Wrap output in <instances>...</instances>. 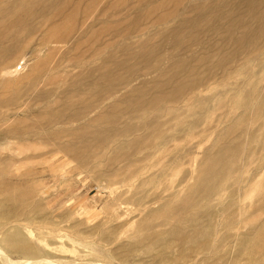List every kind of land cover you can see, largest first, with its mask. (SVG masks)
Returning a JSON list of instances; mask_svg holds the SVG:
<instances>
[{
    "label": "rangeland",
    "instance_id": "rangeland-1",
    "mask_svg": "<svg viewBox=\"0 0 264 264\" xmlns=\"http://www.w3.org/2000/svg\"><path fill=\"white\" fill-rule=\"evenodd\" d=\"M24 2L0 0V21L2 12L12 17L8 23L19 17L23 20L25 15L31 16L25 28L30 30L28 35L19 37L22 43L16 44L20 40L16 39L17 36L15 41L13 39L17 33L15 26L7 24L6 32L9 31L11 36L3 42L7 46L8 41H12L8 45H19L20 49H14L17 54L14 51L2 57L5 65L0 66V72L7 66L14 69L12 76L0 79L2 100L6 82L11 86L10 91L16 93L25 86L19 83L20 80L30 76L34 78L35 73H39L40 79L58 78V84L53 85L56 88L50 86L48 89L59 86L58 89L64 87L66 90L80 72L75 69L76 64L89 63L86 64L89 69L94 68L93 63L102 67L103 60H108L114 53L119 61L124 60L128 53L134 55L130 65L136 72L132 82L134 87L144 79L150 81L162 77L161 71L166 74L162 80H169L178 62L190 64L183 72L186 78H193H178L168 89L188 82L195 83L197 87L193 91V86L186 89L188 96L185 100L163 105L165 112L174 111L182 119L176 139L163 142L164 136L155 134L157 117L153 116L154 111L148 110L141 115L144 120H154L155 125L151 127L154 130L148 131L140 125L133 130L137 132L135 135L133 131L115 138L108 135L106 144L95 146L89 153L93 156L87 153L83 160L61 151L47 140L52 132L64 131L62 123L47 128L48 133L30 137L11 139L4 134L18 121L28 120L22 125L24 129L35 123V115L38 114L34 109L37 104L33 100L35 94L23 96L16 106L0 107V115L7 113L11 119L4 125L0 124V128L5 125L7 128L0 129V264H264V242L248 247L239 240L251 228H242V222L257 217L256 207L264 197V129L260 132L264 125V0ZM61 2L64 3L59 6ZM60 7L62 10H58ZM22 8L32 12L27 13ZM11 12L16 13L11 15ZM65 14L68 15L65 17ZM187 20L193 21L197 28L194 30L184 25L181 30L177 29L180 43L174 48L177 37L172 32ZM0 26V31H4ZM195 36L200 41L194 46L188 41ZM82 39L83 47L74 50ZM137 43H142L144 50H161L145 60L137 49ZM128 44L132 49L125 52ZM68 48L71 49L69 52ZM208 55L209 58L204 57ZM203 57L205 61H202ZM148 69L150 75L143 77ZM107 71L120 75L127 73L126 69L116 70L109 66ZM109 87L106 84L99 88L105 90ZM125 94L121 91L117 98L98 104L88 119L107 112ZM199 103L201 105L197 107ZM45 106L46 103H42V107ZM123 116L119 127L140 122L137 117L134 120L129 117L131 115ZM242 117L245 120L237 131L248 129L252 135L246 140L243 138L245 141L242 140L241 145L248 157L244 155L235 161L240 162L237 166L245 167L234 175L229 174L231 178L227 184L225 182L219 187L218 195V191L223 189L220 200H203L197 194L202 165L206 158L218 153L222 144L227 145L234 140L236 135L230 137L226 134L231 124ZM176 121L174 125H177ZM82 122H69L67 127L76 129ZM111 127L113 125L105 126ZM145 134L150 141L158 140L157 148L143 149L141 144L130 145L140 142L138 138L146 139ZM223 135L228 138L220 141L219 146L218 138ZM87 156H91L89 161ZM121 172L123 174L119 175ZM194 201H199L197 206L192 205ZM206 208L218 215L212 229H208L201 220L193 219ZM261 220L264 221V213ZM16 236L29 245V252L13 249L9 241L15 240Z\"/></svg>",
    "mask_w": 264,
    "mask_h": 264
},
{
    "label": "bare ground",
    "instance_id": "bare-ground-1",
    "mask_svg": "<svg viewBox=\"0 0 264 264\" xmlns=\"http://www.w3.org/2000/svg\"><path fill=\"white\" fill-rule=\"evenodd\" d=\"M24 1L27 2L28 0H24ZM36 1H38V0H36ZM32 3H35V2H32ZM32 3L31 4L29 3V4L32 5ZM62 3H64V2H61V4L59 6H62ZM36 4L34 6H35V8H38L40 6L39 5L40 3H38V7H36ZM70 4H72V3H70ZM28 6H26V7H28ZM16 7H20V6H16ZM24 7L25 6L23 4V8ZM29 7L31 8V6H29ZM177 7H178V5H177ZM23 8H22V10H23ZM33 9H34V7H32V11H33ZM73 9L74 8H72V10ZM20 10H21V8H20ZM58 10H62L61 7ZM16 11H17V8H16ZM23 11H25V10H23ZM29 11H31V10H29ZM29 11L28 12L25 11V12L29 13ZM18 12L20 13V11H17V14H19ZM51 12H52V10H51ZM57 12H59V11H57ZM57 12L55 13L56 15H57ZM12 13H16V12H11V15H12ZM167 13H169V12L167 11ZM21 14H22V11H21ZM23 14H24V12H23ZM175 14H174V17H175ZM1 15H2V18H1L2 21H0V23H1L0 25L3 26V28L1 30H3V29H5V30L2 31V32L0 31V33H2L1 37H0V66L1 65L4 66L5 64L1 61L2 57L5 58V56L9 55L10 53H13L15 51L14 49H17L16 51H19L18 49H20L18 47L19 45H15V44L14 45H8V44H11L10 42H12V41H8L9 43H7V46H6L5 42H3V39L7 40L6 37L9 38V36H11L10 33H8L9 31L6 32L7 31L6 30L7 24L11 25L12 27L15 26V31L17 33H14L13 39L15 41V36H17L18 38L16 37V39L20 40V41H16L17 42L16 44H18V42H21V39H22V38L20 39L19 37L21 35H22V37L25 36V35H28V33L30 31V30H28V28L27 29H25V28H26V26L28 24V21H29V18L31 16L30 15L29 16L25 15V17H23V20H22V18L19 17V19H17V20L13 19L12 22L8 23V21H9L8 19H10V21H11L12 17L9 16L7 14V12H6V14H4V12H2ZM50 15H52V14H50ZM67 15L65 14L64 16L66 17ZM53 16H51V17H53ZM64 16L62 18H64ZM56 17H58V16H56ZM158 18H159V16H158ZM48 19L49 18H47V20ZM50 19L52 20V18H50ZM33 20H34V18H33ZM39 21H41V20H39ZM156 21H157V19H156ZM46 22L47 21H45V23ZM36 23H38V22H36ZM109 23H110V21H109ZM120 23H121V21H120ZM40 25H43V24H40ZM184 25L186 27L190 26L191 29H194V30L197 28V27L193 26V21H191V20H187L186 22L181 23L175 29V31L172 32V34H175L174 36L177 37V41H176V43L174 45V48H175V46L178 43H180V40H179V38L177 36V34H178L177 29H178V31L181 30L182 26H184ZM197 25H199V24H197ZM35 28L37 29V26ZM204 29H205V27H204ZM17 30H19V31H17ZM137 35H139V34H137ZM74 38H76V37H74ZM200 38H201V35H200ZM13 39L11 38V40H13ZM74 40H72V41H74ZM199 41L200 40H199L198 36H195L188 42H192L193 45L195 46V45H199ZM60 42H62V40ZM56 43H58V42H56ZM83 45H84V41L82 39V40L78 41V43L76 44V48L74 50H76V51L80 50V48L83 47ZM136 45H138L137 49L140 50V55H143L142 58L145 59V60L150 55L154 57V55H157V53L161 50L160 49V50L156 51V49H158V48H152V49H149V50H144V45L142 43H137ZM111 46H109V47H111ZM128 46L130 48L126 47L125 48V52H129L132 49V46L130 44H128ZM106 47H104V49H106ZM261 48H262V45H261ZM177 49L179 50L180 48H177ZM177 49H175V50H177ZM191 49H192V47H191ZM70 50L71 49L68 48L67 52H69ZM101 50L102 49H100V51ZM16 51H15V53H16ZM101 53H103V52H101ZM114 54L108 60H106V59L103 60V64L104 65L102 67H98V65L96 66V64L93 63L95 65L94 68L89 69V67L87 68V66H86V64H89V63H86V64L85 63L84 64H76L75 63L76 64V65L74 64L75 65L74 66L75 69L79 70L80 72L78 74H76L75 77H73L74 79L71 80L72 81L71 85L69 84L70 87L68 89H66V90H64V87H63V89H58L59 86H57L58 87L57 89H48L47 87L53 86L59 81L58 78H49V77L45 78L44 77V79H40L38 77L39 73H35L34 74V78H32V76L26 77V78H22L19 83L23 84L25 86L22 89L19 88L16 93H15V91H10L11 86H10V84L8 82H6L5 83V87L3 88V92L5 94V97H3L4 98L3 100H2V98H0V107H2V109H3V108L12 107L14 105L16 106V104L20 100H23V96L24 97L25 96L26 97L27 96H31V94L33 93V95L35 94V96H36L33 100H34L35 103H37L36 105H34V109H36V111L38 110V114L35 115V117L37 119L35 121V123L32 124L30 127L26 126L25 129H24V127H22V125L24 123H26L28 120L27 121L25 120L26 122H23L22 120L20 122V121L17 120L18 122H17L16 126L15 127L12 126V128H10V130L5 127L6 125L1 127L3 129L4 128L7 129L4 132V134L7 137L11 138V139L12 138L19 139L22 136L30 137L31 135H39V134H41V132H42V134L43 133H48V129L47 128H50V127H52L53 125H56V124L61 125L60 123H62L64 131L52 132V134L50 135V138H47V140L50 143L53 142L54 144H52V145L58 146V149H60L61 151H65L68 154L69 153L72 154L76 159L83 160L82 158H84L87 153L88 154L91 153V151H93L95 149L94 148L95 146H101V145L106 144V138L109 137L108 135H112L114 138L116 136L119 137L120 135L123 136L124 134H127L128 132H131V131L135 130L140 125H142L143 127H145L146 130L149 131V129H151V127L153 125H155L154 124L155 122L153 123L154 120L151 122L152 118H147V120H144L143 118H145V117L142 118L143 115H141V113L144 112V111L151 110V111H154L153 116L157 117V124L155 125V127L156 126L157 127L155 128V130H156L155 134L157 133L158 135H160V134L163 135L164 136L162 138V139H164L163 142L167 141L169 139H176V135L180 134L179 132L181 131L180 125L182 123H180V121L182 119H181V117L177 116L178 113L175 115L174 111H173V113L171 111L169 113L168 110H167V112H165L164 109H163V105L172 104V103L178 102L179 100H185V98L188 96L186 94V89L190 88V86H193L192 87L193 89L191 88L192 91H193V90H195V87H197V85L195 83H193V82L189 83L188 82V83H185V84L183 83V85H180V86H178V87H176L174 89H171V90L168 89L169 85L174 80H176L178 78H184V79H188V80H191L193 78V76H191V78L190 77L186 78V76H185V74L183 72L184 68L187 69L190 66V64L188 62H178V64L172 70V75L169 76L170 77L169 80H162L163 78H165L166 74H164L165 71H161L162 77L160 76L157 79L150 80V81H146V79H144L143 83H141L138 86L134 87L132 85V82L134 80L133 77L136 74V72H134V70H135L134 68L130 67L131 61L133 59H135L134 55L132 54V52L128 53V54H126L127 57L124 60L119 61L116 58V55H114ZM99 56H100V53H99ZM192 57H195V55H192ZM204 57L205 58H209V55L208 56H204ZM204 57L202 58V61L206 60ZM90 59H92V58H90ZM96 59L98 60V58H96ZM245 59L246 58H244V60ZM62 60H63V58L61 59V61ZM92 61H94V60H92ZM98 61H100V60H98ZM172 61H174V60H172ZM58 63H60V62H58ZM221 63L222 62H220L219 64H221ZM57 65L58 64L55 63V66H57ZM62 65H64V64H62ZM55 66H54V68H55ZM108 66L110 68H115L116 70H118V69H126L127 73L125 75H120L118 73L117 74L111 73V71L108 72L107 71ZM12 69H13L12 67L7 66V68H5L3 71L0 72V79H4V78L6 79V77H8V76H12V74L14 73V71H12ZM203 69H201V70H203ZM149 70L150 69H148L147 72ZM36 71L38 72L39 69L37 68ZM26 72H29V71H26ZM149 75L150 74L148 72L143 77H148ZM24 77H25V75H24ZM64 77L65 76H63V78ZM63 81H66V78L63 79ZM69 81H67V82L69 83ZM196 82H198V81H196ZM200 83H202V82H200ZM60 84H61V82H60ZM106 84H109V86H110L109 89H105L104 90V89H100L99 88L101 85H106ZM61 85L64 86L63 84H61ZM0 86H1V82H0ZM53 87H55V86H53ZM199 88H201V87H199ZM121 91H125L126 94L123 97H121L119 100L115 101L114 104L111 105L110 108H108L107 112L99 113L95 118L88 119V118H90L89 117L90 113L95 112L97 110L98 104L101 105V103H104L107 99H112V98L115 99V98H117V96L121 93ZM87 92H89V93H87ZM27 102H29V101H27ZM27 102H26V105H27ZM42 103H46V106L42 107ZM200 105H201V103H199L197 105V107H199ZM41 107H42V111H41ZM27 108H28V106H27ZM3 111L4 110H2V112ZM20 111H21V109H20ZM0 112H1V110H0ZM0 114H2V113H0ZM122 115H124L123 117L131 115L129 117H132L133 119L135 118L134 120H136V117H137V120H140V122L137 123V124L130 123V124L125 125L124 127H119L120 126L119 125V121H120V117ZM114 116H117V117H114ZM123 117H122V119H124ZM251 117H252V114H251ZM9 120H11V119H10V116L7 113H5L3 115H0V124L4 125L7 122H9ZM80 120H83V122H82V124L77 125L76 129L67 127V125H70L69 122H72L71 124H73L75 121L78 122ZM174 120H177L176 121V123L178 122L177 125H174V123H173ZM244 120H245V117H242V118L238 119L235 123L231 124V127L229 128V130H228L226 135H228L230 137L232 135H236L234 140H232V142H230V144L226 145L224 143V144H222V146H220L221 142L224 141L226 138H228V136L227 137H224V135L220 136L218 138L219 139L218 145L220 146V149H219L218 153L214 157L212 156V158L211 157L206 158V161H204L205 163L202 165V169L200 170L201 173L198 176V183H197V184H199V188L197 190L198 191L197 194L203 200L206 199V200L211 201V202H214V200L216 198H217V201L220 200L221 198H220L219 195L221 194L223 189H221L222 187L220 188L221 192L218 191L220 193L218 195V193H216V192H217V190H219V187L222 186L223 184H225L226 181L228 182V179L231 178V175H230V177H228L229 174H233L234 175V173L236 174V173L240 172L241 169L245 167V166H237V165H239L240 162L236 163V161H235L238 157H243L244 155L248 157V155H246L244 150L241 148V145L243 143L242 140H244L245 138L248 139L249 136L252 135L251 134V130L245 129V130H242L241 132L237 131L239 129V127H240V124H242V122H244ZM10 122H14V121H10ZM108 124L113 125V127L105 128V126H108ZM95 125H98L99 127L95 126ZM9 127H10V124H9L8 128ZM95 127H97V128H95ZM263 129H264V125H263V128L260 130V132ZM145 132H147V131H145ZM136 133L137 132L133 131V135H135ZM149 133L151 134V131ZM237 133H238V135H237ZM147 134H148V132H147ZM144 136L146 137V134ZM7 137H6V139H7ZM66 138H67V140H64ZM141 138H142V142H141ZM141 138H138V139H140V142L138 141L135 144L133 142H132L133 144L130 142L131 143L130 145L131 146H135V145L141 144L140 148L145 149V147H146V148L154 149V148H157L156 145L159 144V143H157L158 140L150 141V140L147 139V137H146V139L143 138V137H141ZM143 139H145V140H143ZM124 144H125V142H124ZM127 145L129 146V144H125V146H127ZM131 146H130V149H131ZM127 147H125V148L128 149ZM121 148H122V146H121ZM122 149H124V148H122ZM131 150L133 151V149H131ZM136 150H137V148H136ZM142 151L140 150V152H142ZM122 152H125V150H123ZM262 154H264V152ZM89 155H91V154H89ZM126 155H125V158H127ZM91 156H93V155H91ZM91 156L90 157H88V156L86 157L87 161H89L91 159ZM129 156H131V155H129ZM123 157H124V154H123ZM119 158L121 160V157H119ZM138 160H136V161H138ZM136 161H135V163H136ZM132 162H134V160H132ZM128 163H129V161H128ZM130 165L134 166L136 164L133 163V164H130ZM127 166H129V165H127ZM134 167H136V166H134ZM118 174L122 175L123 173L121 172V173H118ZM227 182H226V184H227ZM232 186H233V184H232ZM3 191H5V190H3ZM17 191H19V190L17 189ZM18 193H20V192H18ZM199 201L192 202V205H196L197 206ZM203 202H205V201H203ZM259 202H260L259 206L256 207V208H257V211L259 212L260 215L258 214L257 217L256 216L253 217V218L251 217V219L248 218L245 222H242V224H243L242 228H247V227L251 226V228L249 229L248 233L242 235L239 238V240H241V243H243V245H246L248 247H253V246H256L257 244H259L261 242H264V221L261 220V214L264 213V197H263V200L259 201ZM217 217H218V215L215 212L211 211L210 208H206V210L203 211L202 213L199 212L197 215H194L193 219H195V221L201 220V222L204 223L208 227V229H212L214 227V221L217 219ZM219 220H222V219L219 218ZM228 222L229 221H227V227L230 225V224H228ZM222 223H223V221H222ZM224 225H225V223H224ZM205 232H207V231H205ZM9 242L11 243L13 249L16 250V251H20V252H23V253H27V252L30 251L29 245L27 243H25L24 241L22 242L20 236H16L15 240L10 239ZM251 254H254V253L252 252ZM4 256H6V255H4ZM15 263H13V264H15Z\"/></svg>",
    "mask_w": 264,
    "mask_h": 264
}]
</instances>
